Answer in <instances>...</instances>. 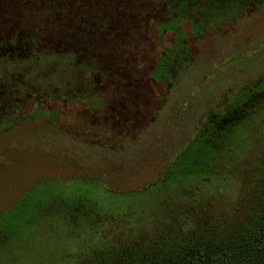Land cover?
<instances>
[{
	"label": "rangeland",
	"instance_id": "rangeland-1",
	"mask_svg": "<svg viewBox=\"0 0 264 264\" xmlns=\"http://www.w3.org/2000/svg\"><path fill=\"white\" fill-rule=\"evenodd\" d=\"M165 20L163 8L151 0H0V39L21 29L36 34L41 49L70 47L81 59H94L103 72L99 82L106 104L89 109L65 98L27 100L12 118L19 120L0 130V226L10 228L1 245L17 238L11 229L23 233L26 224L41 222L30 214L46 199L48 185L62 179L68 180L66 191L88 188L93 196L98 190L107 211H129L134 217L155 212L149 193L162 186L158 177L164 165L194 139L208 113L264 78V7L226 23L221 33L209 27L201 39L188 36L187 50L173 47V31H161L158 24ZM188 28L182 24L184 32ZM164 49L172 69L158 66L152 75ZM165 76L173 82L170 93ZM38 108L54 111L55 118L49 112L37 116ZM96 124L114 137L106 139L109 146L126 137L119 153L102 151L103 145L95 147L83 137ZM45 221L52 231L51 220ZM45 234L33 237V243L25 233L18 237L31 245L40 264H48L52 255L70 261L77 249L64 246L56 233ZM19 251L4 255L3 264H23ZM42 256L47 257L43 263Z\"/></svg>",
	"mask_w": 264,
	"mask_h": 264
},
{
	"label": "trees",
	"instance_id": "trees-1",
	"mask_svg": "<svg viewBox=\"0 0 264 264\" xmlns=\"http://www.w3.org/2000/svg\"><path fill=\"white\" fill-rule=\"evenodd\" d=\"M151 1L165 12L166 20L159 28L173 31V47L182 50H187L188 36L201 39L209 27L221 33L226 23L264 7V0ZM183 23H189L187 32L182 30ZM41 41L21 29L0 39L2 131L19 120L12 118L27 100L39 104L65 98L89 109L106 107L99 82L103 72L95 60L81 59L70 47L41 49ZM168 50L161 52L152 75L158 66L166 69L169 64L171 71ZM164 82L170 93L173 82L167 76ZM218 109L206 115L194 139L171 164L164 165L158 177L162 186L149 193L155 212L134 217L129 211H107L98 200V190V196H91L88 188L66 191L68 180L62 179V184L48 185L46 199L30 214L41 222L21 230L31 236L30 243L33 237L51 232L65 239L64 246L77 249L70 253V261L61 256L52 260V255L48 264H193L196 259L209 264H264V78L242 88ZM46 112L55 118L54 111L41 108L37 116ZM83 137L95 147L103 145L102 151L112 155L119 153L126 138L115 139L117 145L109 146L106 139L114 137L104 124H96L95 131ZM48 218L52 231L47 230ZM8 229L0 226V237ZM11 231L17 238L8 247L0 243V262H7L4 255L12 249H20L23 264H40L33 259L38 254L31 245L19 240L23 233Z\"/></svg>",
	"mask_w": 264,
	"mask_h": 264
}]
</instances>
